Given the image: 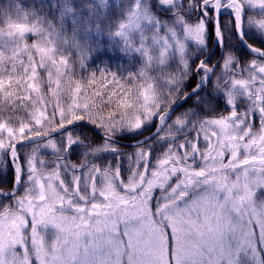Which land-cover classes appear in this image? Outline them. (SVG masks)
<instances>
[{
	"label": "snow or ice",
	"instance_id": "snow-or-ice-1",
	"mask_svg": "<svg viewBox=\"0 0 264 264\" xmlns=\"http://www.w3.org/2000/svg\"><path fill=\"white\" fill-rule=\"evenodd\" d=\"M3 3L0 264H264V0Z\"/></svg>",
	"mask_w": 264,
	"mask_h": 264
},
{
	"label": "trees",
	"instance_id": "trees-1",
	"mask_svg": "<svg viewBox=\"0 0 264 264\" xmlns=\"http://www.w3.org/2000/svg\"><path fill=\"white\" fill-rule=\"evenodd\" d=\"M0 2H2V0H0ZM32 0H25V3H31ZM2 7L6 10V11H10L12 13L13 16H15L16 14V7L14 4H8L7 0H4V3L2 4Z\"/></svg>",
	"mask_w": 264,
	"mask_h": 264
},
{
	"label": "flooded vegetation",
	"instance_id": "flooded-vegetation-1",
	"mask_svg": "<svg viewBox=\"0 0 264 264\" xmlns=\"http://www.w3.org/2000/svg\"><path fill=\"white\" fill-rule=\"evenodd\" d=\"M213 60H215V57H213Z\"/></svg>",
	"mask_w": 264,
	"mask_h": 264
}]
</instances>
